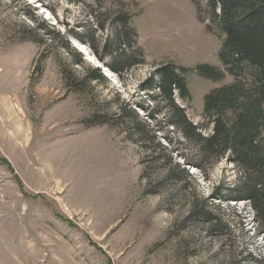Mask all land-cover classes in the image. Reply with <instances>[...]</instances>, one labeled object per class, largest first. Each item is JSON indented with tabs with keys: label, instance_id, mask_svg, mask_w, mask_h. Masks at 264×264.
<instances>
[{
	"label": "rangeland",
	"instance_id": "rangeland-1",
	"mask_svg": "<svg viewBox=\"0 0 264 264\" xmlns=\"http://www.w3.org/2000/svg\"><path fill=\"white\" fill-rule=\"evenodd\" d=\"M121 14L145 59L124 74L125 86L98 61L107 82L84 81L78 56L43 32L45 45L22 38L42 18L61 34L64 23L87 35L104 24L94 33L102 41ZM210 19L207 0H0V264H264V229L245 201L225 199L239 180L234 165L208 162L201 172L161 114L153 125L166 150L150 153L120 127L87 122L107 110L109 118L117 97L151 106L137 86L156 64L172 63L186 69L191 94L175 101L211 133L204 96L232 76L214 82L194 70L224 71V34ZM69 43L88 57L83 42Z\"/></svg>",
	"mask_w": 264,
	"mask_h": 264
},
{
	"label": "trees",
	"instance_id": "trees-1",
	"mask_svg": "<svg viewBox=\"0 0 264 264\" xmlns=\"http://www.w3.org/2000/svg\"><path fill=\"white\" fill-rule=\"evenodd\" d=\"M207 6L210 20L224 34L218 53L224 71L208 64L198 65L194 70L214 82L220 81L226 73L232 76V82L216 87L204 96L203 117L206 125L211 126V133L203 135L188 119L185 108L175 101L178 96L189 102L191 94L185 82L186 69L172 63L156 64L149 77L137 86L136 96L139 92L146 94L151 106L117 97L116 110L109 118L107 110L87 122L120 127L132 142L150 153L149 147L154 146L166 150L156 141L153 125L157 116L163 115L166 125L194 148L195 155L189 162L201 172H204L205 163L209 162L207 165L211 168L223 159L236 167L239 180L231 189L232 194H226L225 199L245 201L252 211V219L264 229V0H207ZM32 21L36 25L26 30L22 38L44 44L39 35L43 32L52 40L61 41L64 50L78 56L73 63L86 68L88 74L83 78L86 82L105 83L107 79L100 68L71 47L70 38L83 42L93 58L114 73L122 86L126 83L124 74L145 63L144 52L137 45V33L128 14L117 16V26L102 41L97 40L94 33L104 30V24L96 22L95 29L91 28L93 34L87 35L86 32L78 34L64 23L66 31L61 34L45 19ZM86 26L85 23L79 27ZM80 85L75 84L77 88ZM136 106L149 121L139 115Z\"/></svg>",
	"mask_w": 264,
	"mask_h": 264
},
{
	"label": "bare ground",
	"instance_id": "bare-ground-1",
	"mask_svg": "<svg viewBox=\"0 0 264 264\" xmlns=\"http://www.w3.org/2000/svg\"><path fill=\"white\" fill-rule=\"evenodd\" d=\"M86 55H88V57H86V60L89 63H91V62L95 63L96 62V59L93 58L92 54L89 51L86 52Z\"/></svg>",
	"mask_w": 264,
	"mask_h": 264
}]
</instances>
